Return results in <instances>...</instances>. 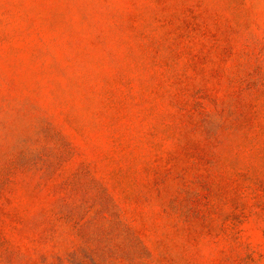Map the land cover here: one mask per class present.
<instances>
[{
    "label": "rangeland",
    "instance_id": "1",
    "mask_svg": "<svg viewBox=\"0 0 264 264\" xmlns=\"http://www.w3.org/2000/svg\"><path fill=\"white\" fill-rule=\"evenodd\" d=\"M0 264H264V0H0Z\"/></svg>",
    "mask_w": 264,
    "mask_h": 264
}]
</instances>
